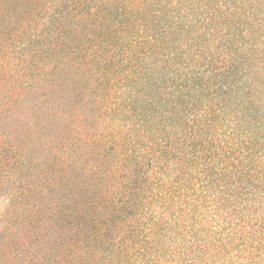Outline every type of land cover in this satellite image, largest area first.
Here are the masks:
<instances>
[{
    "label": "trees",
    "instance_id": "trees-1",
    "mask_svg": "<svg viewBox=\"0 0 264 264\" xmlns=\"http://www.w3.org/2000/svg\"><path fill=\"white\" fill-rule=\"evenodd\" d=\"M2 194L0 264H264V0H0Z\"/></svg>",
    "mask_w": 264,
    "mask_h": 264
},
{
    "label": "rangeland",
    "instance_id": "rangeland-1",
    "mask_svg": "<svg viewBox=\"0 0 264 264\" xmlns=\"http://www.w3.org/2000/svg\"><path fill=\"white\" fill-rule=\"evenodd\" d=\"M46 89H49L47 86H46ZM39 106V105H38ZM46 118V121H43V122H40L38 128L36 131H30L29 134L30 136L32 137V140L35 142L36 145H40L42 147V149L44 148L45 144L44 142H41L37 139V137L39 135H42L43 137H45V133H49V136H50V139L51 137L53 138H57L59 137V135L56 137L54 134H53V131L56 129V133H59V131L57 132V128L59 127V124L61 123L60 121L62 120V117L60 116V119H57L55 120V126L56 128L53 129V131H46V128L44 127V124L45 123H49V122H53L54 123V120L53 118H48L47 116H45ZM48 119V120H47ZM41 147H39L38 149L41 150ZM53 155V154H52ZM51 154H49L48 152H38V157L39 159H42V162H40V165H34L32 170H33V176H32V180L35 182V184H38V186L42 187L43 186V183H47L45 182L44 178H45V175L44 173L46 172H49L51 170H45L44 168L42 167H52L53 168V160L51 159L52 156ZM44 165V166H43ZM50 165V166H49ZM63 195H72L71 194V189H67V188H63ZM61 191H59V189L56 191V193L54 194V198L53 199H57V198H61ZM8 198H10L7 194H2L0 195V211H4L6 210L11 204V201L9 200L8 201ZM3 223L0 221V232H2V229H3ZM1 235V234H0Z\"/></svg>",
    "mask_w": 264,
    "mask_h": 264
}]
</instances>
